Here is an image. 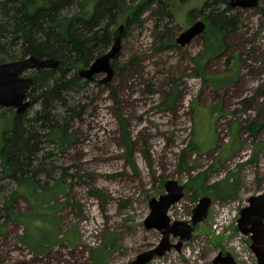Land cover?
Returning <instances> with one entry per match:
<instances>
[{"label": "rangeland", "instance_id": "rangeland-1", "mask_svg": "<svg viewBox=\"0 0 264 264\" xmlns=\"http://www.w3.org/2000/svg\"><path fill=\"white\" fill-rule=\"evenodd\" d=\"M205 1L188 0L175 8L168 24L174 41L203 21L200 15L188 16ZM231 12L237 22L226 37V50L204 65L206 76L228 79L217 89L195 70L201 35L160 48L151 10L123 28L110 80L103 82L106 74H97L89 90L79 94L87 107L74 126L77 141L54 159V177L64 173L70 184L66 200L58 199L62 241L36 255L17 241L23 226L6 223L0 264H91V255L103 247L107 252L108 245V253L97 254L99 264H130L161 239L143 222L149 200L165 193L166 180L185 186L183 198L168 211L172 221L189 220L202 196L212 202L179 251L171 248L146 264H212L218 251L230 253L236 264H257L250 235L236 225L248 198L264 194V0ZM11 110L0 107V116ZM226 179L237 182L235 195L216 199L210 186ZM191 184L205 190L196 197ZM19 210L26 212L27 205L20 202Z\"/></svg>", "mask_w": 264, "mask_h": 264}, {"label": "trees", "instance_id": "trees-1", "mask_svg": "<svg viewBox=\"0 0 264 264\" xmlns=\"http://www.w3.org/2000/svg\"><path fill=\"white\" fill-rule=\"evenodd\" d=\"M186 1L0 0V63L28 56L58 61L56 68L32 71L26 92L29 105L24 111L11 110L0 116V235L6 223L21 224L24 230L17 241L36 255L62 241V220L57 213L63 204L58 199L66 200L70 184L64 173L54 177L58 169L54 159L74 147V126L86 111L78 97L89 90L91 81L79 78L78 68L87 67L110 48L117 23L123 22L128 29L140 22L145 11L156 16L154 35L160 48L174 46L168 24L174 20L175 8ZM229 1L207 0L188 16L200 15L205 23L203 48L194 65L215 89L228 79L206 76L204 65L222 55L228 45L226 37L236 27L237 14L231 12ZM110 92L114 97L115 92ZM36 105L30 114L29 109ZM249 131L254 132V127L249 126ZM236 187V181L226 179L210 189L221 200L233 198ZM199 190L205 189L196 186V197ZM20 202L27 205L26 212L19 210ZM28 234L31 238L26 241ZM110 247L107 252L104 247L94 252L91 264H99L97 254L108 253Z\"/></svg>", "mask_w": 264, "mask_h": 264}, {"label": "water", "instance_id": "water-1", "mask_svg": "<svg viewBox=\"0 0 264 264\" xmlns=\"http://www.w3.org/2000/svg\"><path fill=\"white\" fill-rule=\"evenodd\" d=\"M258 0H230L233 8L256 7ZM124 28L120 24L115 29L110 48L101 56L95 58L87 67L77 71L79 78L92 81L94 76L105 73L103 82H108L113 74L112 61L117 58L121 32ZM205 29V23L197 20L185 29L175 42L185 45L196 35H201ZM58 61L55 59H40L28 56L16 61L0 63V107L13 108L15 113H21L28 105L26 92L29 90L32 78L26 73L50 68H56ZM184 185L176 180L164 182L165 193L158 198H151L148 202L149 214L144 219L145 229H157L161 233V239L157 246L140 253L130 264H146L154 257L163 256L171 248L180 250L183 242L188 241L194 231L195 225L202 222L207 215L212 199L208 196L200 197L196 206L192 209L191 218L187 221H172L168 216L170 207L179 202L184 195ZM247 206L240 210L236 228L244 235H250L251 245L257 264H264V194H256L247 200ZM178 238L176 243H171L169 238ZM212 264H236L233 256L228 252L218 251L211 261Z\"/></svg>", "mask_w": 264, "mask_h": 264}]
</instances>
